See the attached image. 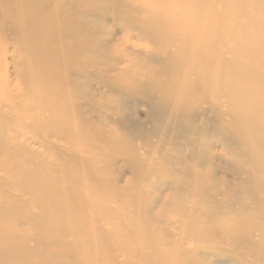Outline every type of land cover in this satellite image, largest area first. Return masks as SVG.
<instances>
[{
	"label": "bare ground",
	"instance_id": "bare-ground-1",
	"mask_svg": "<svg viewBox=\"0 0 264 264\" xmlns=\"http://www.w3.org/2000/svg\"><path fill=\"white\" fill-rule=\"evenodd\" d=\"M33 1H3L7 11L11 9L15 12L14 15L10 14L8 16L10 22L6 23L7 28L4 30L7 32V39L10 38L15 42L22 43L24 49L22 51L25 55L33 51L42 55L41 63L55 57L57 59L65 58V60L56 62V65L61 64L63 69L61 74L60 72L55 76L52 74L48 82H43L40 78H36L35 81L33 77L35 73L30 70L31 60L26 56V60H20L14 67L18 71L15 74V80L13 78L8 79L10 95L16 104L8 105L11 107L8 109L6 103H0V249L5 253V258L12 257L14 247L17 249L26 245L29 247V243L34 242L35 244L38 242V247L26 249L25 255L21 257V260L24 261L21 264H52V261L56 264H103L99 261L101 259L107 260V263L104 264H118L117 260L120 259L116 257L121 254L115 256L111 248L114 236L113 234L111 236L110 232L100 225L97 217L98 214H101L102 217L108 219L109 224L116 217L123 221H129L130 218L124 214L123 204L121 210H115L116 212L111 210L105 203V205L102 203L103 207L99 205L98 208L94 209L90 202L86 200L88 192L83 191L84 185L82 187V183L80 184L76 180L85 175L93 176L96 182L97 180L103 182L110 201L116 204L122 202L121 196L116 193L113 192L111 196V192L107 188L109 187V180L103 178L105 167L104 165L100 166L101 160L96 156L87 157L83 154H88L97 145L108 149L112 140L106 132L103 133V136L97 135L93 142L80 139L78 142L73 143L72 139L81 137L84 135L82 131L92 128L93 125L90 126L89 123H86L84 119L77 115L75 119H71L73 121L78 119L79 124L83 123L82 126L75 128L68 125L73 121L69 122L70 117L62 114V111L64 108L70 107L69 100L72 96L79 99L82 97L81 103L76 102L78 110L80 105L84 108H94L95 104H92L93 94L91 90L94 75L103 73V71L106 73L118 71L120 66L124 64V58L126 63L129 62L130 65H135L139 69L138 73H142L144 70L147 75L146 80L142 82H138L135 75H133L134 83L131 86L136 92V96H131V98L134 100L145 99V101L148 100L154 103L153 110L155 112L149 115L151 118H160L161 114L168 116L169 130H166L169 132L167 135H170V151L174 152L176 149L190 146L185 153L177 158L179 164L188 166V161H196L199 157L198 154L201 152V145L192 137L201 135L205 137L203 128L193 124L199 125L200 120H192L196 117L194 115L200 112V107L196 106H199L198 104L201 102H196L198 104L192 107L189 106L190 102L188 100L197 92L201 94L203 87H207L203 91L207 90L208 92H213V88H216L218 80L221 78V74L216 69L222 63V58L217 53L221 43L215 39V35L222 27L227 28L224 22L225 19L233 18V15L229 14L226 17L224 12L221 15V10L216 11V5H221L219 9L230 7L235 14H240L241 10L237 8V5L232 4L234 0H47L43 3L44 5L48 2L58 3L56 6L60 8V5L75 1L74 5L78 12L75 15H69L56 13L54 9L40 7ZM255 5L251 7L250 14L244 16L242 15L243 12L240 14L242 26V29L239 30L240 41H235L234 60L225 72L226 77H230V74H232L233 79H235V90L239 91L238 99H235L238 100L237 110H235V126L237 127V123L246 122L249 127L246 126L245 129L231 127V135L230 138L228 137V141L231 143L245 142L248 145L245 151L249 161L260 172L258 182H252L255 183L253 189L254 191L260 190L264 194V171L259 167L261 163L259 152L264 148V111L262 112V108L259 107L260 100L258 101L255 98L256 95L264 92V21H262L264 20V1L260 0ZM112 7L114 12L111 10ZM178 13H182V15L178 16ZM94 16H103L104 22L101 27L92 19ZM109 17L112 20H117L119 24L125 22L129 26V33H135L136 36H142L152 42L153 48L149 50L145 58L129 54L112 56L110 52L118 49L115 46L108 49V55L101 56L99 54L93 57V47L100 48L105 44L100 36L102 33L107 32L111 36L109 42L115 39L113 33L115 29L113 30L111 27V29L105 30L109 27ZM104 25H106V28ZM40 26H43V30L40 28V31H37ZM1 27L3 25H0V34L4 33ZM206 27H209V34L214 35V37L204 36L203 29ZM64 37H68V44L64 41ZM109 42L106 45H109ZM68 58L77 60L76 66L70 63ZM15 62L13 61L12 64ZM41 63H35L40 70L39 77L51 71L50 68L43 66ZM150 64L158 67L157 73L153 72V68H146ZM77 65L80 67H77ZM126 68H130V66H125L123 69ZM91 69L93 71H90ZM138 73L136 74L141 76ZM79 75L86 77L91 83L86 82L85 79H79ZM155 75L158 76L157 79L153 78ZM74 76L79 78L73 79ZM101 81L107 83L109 87L113 86L107 79ZM61 83L63 84L61 85ZM248 97L250 100H247ZM205 98L207 97L205 96ZM200 101L202 100L200 99ZM196 103L193 101V104ZM17 110L25 113L24 115L32 120L33 123L29 126L32 134L53 148H57V146L63 148L64 157L67 158L65 162L58 153H53L57 156H55V159L42 158L40 156L41 152L34 151L28 145L23 146L14 138L8 123L13 117L17 116L19 118ZM246 112L249 115H246ZM125 121L127 123V119ZM176 122L178 124L174 125ZM187 122L191 124L188 125ZM103 124L105 125L104 121ZM213 134H216V132H213ZM164 135L166 134L164 133ZM21 136L23 139V135ZM180 138H183L184 141L178 143ZM261 138L263 139L261 140ZM58 139L69 141L71 144L62 145ZM25 142L27 143V141ZM181 143H186V145L182 147L180 146ZM107 156H109V153ZM198 164L200 168L205 165L201 169L206 167L208 169L206 158L202 160L200 158ZM134 171L137 178L143 175L139 168L134 169ZM189 174H193L192 169H189ZM196 174L190 178V182L188 181L186 184L180 185L179 188H175L180 190L178 195L185 193L186 196H188L187 193L190 189L194 190L192 193L199 195L202 203L194 201L189 207H181L179 204L170 203V208L166 209V212L181 217L180 214L196 212L197 208L204 207L207 203L216 210L227 209L235 213V201L226 200L229 194L224 190L217 191V186H214L216 184L211 181L214 179L212 177L213 173L206 170L203 173ZM250 176L252 175L250 174ZM147 178V175H144V180ZM211 183L214 185H211ZM94 186L96 187V185ZM11 188L18 189L20 194L17 195L16 190V194L13 192L15 194L13 195L12 191H9ZM170 190L174 191V188L172 187ZM142 192L144 191L142 190ZM27 195L29 199L27 197L28 200L25 199L24 201L23 198ZM95 196L97 197V194ZM107 196L106 198H108ZM89 198L88 200H90ZM249 200V205L257 203L259 206L264 207V196L263 199H259L256 194H252ZM125 202L128 201L125 199L123 203ZM166 204V202H161V205ZM186 204L188 203L186 202ZM137 206H140V204ZM33 208L36 212L30 210ZM248 209L252 212L256 211V209L249 206ZM70 216H76L78 222H71ZM174 219V221L183 222L180 218L175 217ZM120 222L122 221L120 220ZM12 223H16L14 228L19 231L18 233H15L17 231L11 228ZM21 225L25 226L21 227ZM184 225H188L187 220L184 221ZM218 227L220 229L226 228L223 219H218ZM211 229L213 235L216 236L217 230L215 228L205 227L204 232L211 233ZM233 229L235 230V225ZM187 230L189 229L187 228ZM66 236L73 240L70 242L60 241L61 237ZM155 236V233H150L149 241L152 242ZM194 236L196 239L199 237L196 233ZM183 241H185L184 237L178 239L179 248H181ZM133 242L135 241L128 242L132 243L129 246H133ZM118 243L120 244V241ZM135 244L142 246L138 242H135ZM125 245L127 244L125 243ZM207 245L213 246L206 244L205 247ZM135 247L137 246L135 245ZM139 250H141V247H139ZM189 252H192L188 253L191 256L196 253L194 251ZM34 254H37L38 260L29 262L27 259ZM175 256L176 264H201L194 256L192 261L183 260L181 255ZM71 258L74 260L71 261ZM166 259L161 258L157 262L154 259L146 262L148 264H162L166 263ZM0 264H9V262L2 261ZM127 264H143V258L142 261L129 260Z\"/></svg>",
	"mask_w": 264,
	"mask_h": 264
},
{
	"label": "rangeland",
	"instance_id": "rangeland-1",
	"mask_svg": "<svg viewBox=\"0 0 264 264\" xmlns=\"http://www.w3.org/2000/svg\"><path fill=\"white\" fill-rule=\"evenodd\" d=\"M3 1L4 0H0V25H3L4 27H1L4 33L0 34V95L3 93L2 96H0V103H6V108L9 109L11 107L8 105H14L16 102L12 100L13 98L10 95L8 79L13 78L15 80V74L18 71L14 67H16V64H18L20 60H26V56H28L31 60L30 70L32 73H35V75H33L35 81L36 78H40L43 82H48L52 74L54 76L59 74V72L61 74V71L63 70L61 68V64L56 65V62H58V60H65V58L57 59L55 57L48 59L46 62L43 61L44 63H41L42 55L37 54L35 51L29 52V54L25 55V53L22 51L24 50L22 43H19L18 41L15 42L10 38L7 39L8 35L4 30L7 28L6 23L10 22L8 16H10V14L14 15L15 12L11 9L7 11ZM45 1L47 0H34L33 3H37V5L40 7L54 9L56 13L60 12L64 14L75 15L78 12L74 5L75 1L60 5V8L56 6L58 3L48 2L46 5H44L43 3H45ZM259 1L260 0H234L232 4L237 5V8L241 10V13L243 12L242 15L244 16L250 14L252 9L251 7L256 6L255 4H257ZM219 6L221 5H216V11L221 10V15L223 12L226 17L227 14L233 15V18L230 17L224 21L227 25V28L222 27L218 34L215 35V39L221 43L220 49L217 53H219L221 56L222 63L219 65L218 69H216L217 72L221 74V78H219L216 88H213V92H208L207 90L203 91L207 88L203 87L201 89V94H198L197 92L188 100V102H190L189 106L192 107H195L201 102L198 104L199 106H196L200 107V112L197 115H194L196 117L192 120H200L199 125L196 123L193 124L195 126L202 127L203 131H205V137L203 135L199 137H192L193 139L197 140L196 142H198L199 145L202 146H200L201 152L198 154L199 157L196 161H188V166L179 164L177 162V158L185 153L186 150L190 148V146L184 147L186 143H181L180 146L184 148L176 149L174 152L170 151V135H167L169 134L168 116L166 114H161L160 118H151L149 115H152V113L155 112L153 110L155 106L154 103H151L148 100L145 101V99L134 100L131 98V96H136V92L131 86L134 83L133 75H135V79H137L138 82L146 80L147 75L144 73V70L142 73H138L139 69L135 67V65H130L129 62L126 63L124 58V64L120 66L118 71L113 73H106L103 71V73H96L94 75L92 83L93 85L91 87L93 94L92 104H95L94 108L82 107L80 105L82 97L79 99L76 96H72L69 100L70 107H66L62 111V114L70 117L69 122L72 119H75V116L77 115L84 119L86 123H89L90 126L93 125L92 128L84 129V131H82L84 135L77 139H72L73 143L78 142L80 139L93 142L97 135L103 136V133L106 132L107 135H109L108 137L112 140L108 149L107 147L97 145L96 148L90 151L88 154H83L87 157L96 156L101 160L100 166L104 165L105 167V170L103 171V178L109 180V187L107 188L111 192V196L113 195V192L118 196H121L122 202H120V204H116L115 202L110 201V197L107 196V189L103 186V182H98L97 180V186V182L93 179V176L91 177L90 175H85L77 178L76 180H78L77 182L80 184L82 183V187L84 185L83 191L86 193L88 192L89 195L87 194L86 197H90V200H88L86 197L85 198L90 202L94 209L98 208L99 205L101 206L102 203H105L111 210L119 211L121 210V206L123 204L124 214L130 218L129 221H123L122 219L116 217V220H111L109 224L108 219L106 217H102L101 214H98L97 217V221L100 223V225L104 227L106 231H109L111 236L112 234L114 236V242L111 248L113 249L112 252L115 253V256L121 254L118 256L119 258L116 257L117 259H120L117 260L118 264H120L119 262H122L121 264H127L129 260L134 262L142 261V258L143 264H148L146 261H151L154 259L157 262L161 258H170L166 259V263L162 264H176L175 255H181L183 260L191 261L193 260L192 257L194 256L201 262V264H264V207L259 206L257 203L254 205H249V199L252 194H256V197L258 196L259 199H263L264 194L262 191H254L253 186L255 183H252L258 182L260 172L257 171L254 165L250 163L249 157L245 151L248 145L245 142L242 143L236 141L237 143H231L228 141V137L231 135V127L242 129H245L246 126L249 127L246 122L237 123V127L235 126V110H237L238 105V100L235 99H238L239 91L235 90V79H233L232 74H230V77H226L225 74V72L229 69L230 64H232L234 60L235 43L240 41L239 30L242 29L240 22L241 13L235 14V12H232L230 7L227 9H219ZM111 10H113V7ZM109 12L110 10L108 13ZM112 12H114V10ZM181 15L182 13H178V16ZM92 19L95 20V23H97L100 27L103 25V16H94ZM109 20V27L108 25V28H106V25H104V27L106 28L105 30H108L109 28L111 29V27L113 30L115 29V32H113L115 39L114 41L109 42L111 40V36H109L107 32L102 33L100 36L105 44L100 48L96 46L93 47V57L99 54L101 56L104 54L108 55L107 51L111 48V46L118 48L117 50L110 52L112 56L115 57L118 54L121 56L124 54H129L132 56L138 55L142 58H145L146 55H148L149 50L153 48V44L150 40L142 36L138 37L135 33H129V26L126 25L125 22H120L119 24L117 20H112L110 17ZM40 28L43 30V26H40L37 31H40ZM259 29H261V27H259ZM203 31L205 32L204 36L214 37V35L209 34V27L204 28ZM64 41L66 44H68V37H64ZM108 42L109 45H106ZM68 60L70 63L76 66L77 60H74L73 58H68ZM13 61L16 62L12 64ZM6 63L9 64L7 65ZM35 63H41L43 66L50 68L51 71L45 75H42V77H39L40 70L35 65ZM125 66H130V68L123 69ZM77 67L80 66L77 65ZM146 68H153V72L156 73L158 71V67L155 65L150 64V66ZM90 71H93V69ZM136 73L140 74L141 76H138ZM79 76L80 78L77 76L72 78L85 79L86 82L89 81L88 83H91L86 77L81 75ZM153 78L157 79L158 76L155 75ZM105 79L109 80L113 86L109 87L107 83L101 81H105ZM62 84L63 83H61V85ZM168 86L170 85L168 84ZM157 96L160 97L159 94H157ZM205 96L207 98H205ZM255 98H257L258 101L260 100L259 107L262 108L261 111L263 112L264 92L260 95H256ZM200 99L202 101H200ZM247 100H250V98L248 97ZM193 101L198 103L193 104ZM76 102H80V113L76 107ZM206 103L208 105H205ZM209 103L211 105L213 103L214 106L212 105L211 107ZM24 114L25 113H22L19 110V118H17V116L13 117V119L9 121V125L7 124L13 133L14 138H16L18 142L22 143L23 146L28 145L34 151L41 152L40 156L42 158H49L50 160L55 159L57 156L53 153H58L62 156L63 161L65 162L67 158L64 157L65 155L62 151L63 148H59L58 146L57 148H53L50 145L43 143L42 140L32 134L30 132L29 126L33 122L31 119L27 118V115ZM246 115H249V113L246 112ZM125 119H127V123ZM78 121L79 120L77 119L76 121H73V123H68V125H72L75 128L82 126L83 123L79 124ZM103 121L105 125L103 124ZM190 122H187V124L190 125ZM176 124L178 123L176 122L174 125ZM26 126L28 127L26 128ZM213 132H216V134H213ZM164 133L166 135H164ZM21 135H23V139ZM262 139L263 138H261V140ZM25 141H27V143ZM58 141L62 145L71 144V142L65 140L58 139ZM181 141H184V139L180 138L178 143ZM108 153L109 156H107ZM259 153L261 157L259 159L261 162L259 167L262 169V171H264V148L261 149ZM200 158L201 160L206 158L208 162V169L207 167L205 169H201L202 167H205V165L200 168V165L198 164ZM138 168L143 173V175L139 178H137L134 171V169ZM214 168L216 169V172ZM189 169L193 170V174H189ZM206 170L213 173L212 177L214 179L211 181H213V183L216 185L213 183H211V185L217 186V191L224 190L227 194H229L226 200H230L231 202H233V200L235 201V213L227 209L216 210L212 207V205L207 203H205L204 207L197 208L196 212L192 211L186 214H180L181 217L174 216V214L172 215V213L169 214L166 212V209L170 208V203H174V205L179 204L181 207H189L194 201H199L202 203L199 199V195L192 193L194 190L190 189V193L187 191L188 196H186L185 193L178 195V192L180 191L178 188L180 185H183V183L186 184L188 181L190 182V178L197 175L196 173H203ZM250 174L252 176H250ZM144 175H147L148 177L145 180ZM94 185H96V187ZM100 185L103 187L101 188ZM172 187L174 188V191L170 190ZM11 189L9 191H12V194L13 192L16 194V190L18 192L17 195L20 194L18 189ZM142 190L144 192H142ZM96 194L97 197L95 196ZM106 196L108 198H106ZM27 197L29 199V196L27 195L23 198L24 201L27 199ZM137 198L138 200H136ZM125 199L128 202L123 203ZM161 202H166L167 204L161 205ZM186 202L188 204H186ZM139 204L140 206H137ZM248 206L256 209V211H250ZM30 210L35 211V208ZM175 217L182 219L183 222L174 221ZM69 218L71 222H78L76 216H70ZM218 219H223L225 221L226 228H217ZM120 220L122 222H120ZM185 220L188 221V225H184ZM234 225L235 230L233 229ZM15 226L16 223L11 224V228L17 231L14 228ZM22 226L23 225H21V227ZM205 227L215 228L217 230V235H213L212 229L211 233L208 231L207 233L204 232ZM187 228L189 230H187ZM18 232L19 231L15 233ZM150 233H155L156 235L152 242H150L148 239ZM195 233L197 234V237L199 236L198 239L195 238ZM180 237L185 238V241L182 243L184 246L181 244V248H179L177 244V241L180 239ZM72 240V238L67 236L61 237L60 239V241L65 242H70ZM119 241L120 244L118 243ZM122 241L123 243H121ZM130 241L141 243L142 246H138L135 244V242H133V246H129L130 243L128 242ZM125 243L128 246L125 245ZM206 244H211L213 246L210 247L207 245V249V247H205ZM130 245H132V243ZM135 245L137 247H135ZM33 247H38V242L35 244L34 242L29 243V247L27 245L18 249L14 247V255L12 257L6 258L4 257L5 253L0 249V262L7 261L9 264H21L24 262L21 260V257L25 255L26 249H34ZM139 247H141V250H139ZM151 247L157 249H152ZM202 248L204 250H201ZM188 250L194 251L196 253L191 256L188 253L192 252H189ZM135 251L137 255L135 254ZM38 258L39 257L37 254H34L27 260L29 262L31 260L32 262H36ZM70 260L73 261L74 259L71 258ZM99 261L103 264L107 263V260L105 259H101ZM52 264H56V262L52 261Z\"/></svg>",
	"mask_w": 264,
	"mask_h": 264
}]
</instances>
